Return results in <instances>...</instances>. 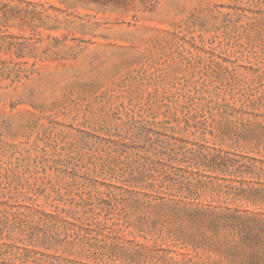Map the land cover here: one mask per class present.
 <instances>
[{
	"label": "rangeland",
	"instance_id": "rangeland-1",
	"mask_svg": "<svg viewBox=\"0 0 264 264\" xmlns=\"http://www.w3.org/2000/svg\"><path fill=\"white\" fill-rule=\"evenodd\" d=\"M0 210L1 264H264V0H0Z\"/></svg>",
	"mask_w": 264,
	"mask_h": 264
},
{
	"label": "trees",
	"instance_id": "trees-1",
	"mask_svg": "<svg viewBox=\"0 0 264 264\" xmlns=\"http://www.w3.org/2000/svg\"><path fill=\"white\" fill-rule=\"evenodd\" d=\"M94 2H98V3H101V4H118L119 3V0H92ZM153 189V188H152ZM152 193H156V195L158 194V192L156 190H151V196H156L155 194H152ZM149 194V192H148ZM6 225H8V216H7V213L6 212H3L2 210H0V232L2 231V229L4 227H6ZM74 226V224H73ZM77 227H80V225H78ZM1 234V233H0ZM66 262V261H65ZM65 262H60L58 264H64ZM68 263H72V262H69V260L67 261V264ZM1 264V263H0Z\"/></svg>",
	"mask_w": 264,
	"mask_h": 264
}]
</instances>
